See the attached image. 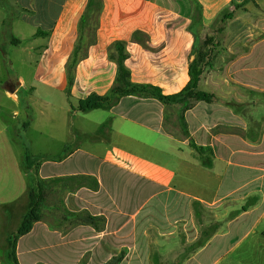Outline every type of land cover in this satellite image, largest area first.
I'll use <instances>...</instances> for the list:
<instances>
[{"label":"crops","instance_id":"1","mask_svg":"<svg viewBox=\"0 0 264 264\" xmlns=\"http://www.w3.org/2000/svg\"><path fill=\"white\" fill-rule=\"evenodd\" d=\"M90 2L0 0V109L10 104L11 115L23 118L16 125L0 118V155L9 150L8 142L15 143L12 133L21 127L52 139L58 124L59 137L90 140L87 145L95 151L89 156L99 160L97 172L55 174L45 171L49 162L41 166L45 179L85 175L97 184L64 199L67 218L72 207L79 210L77 227L55 226L57 215L51 213L19 239L17 257L32 238L40 248L26 255L78 247L82 264H104L120 247H161L168 253L175 247L180 260L186 248L211 247L238 235L232 245L240 246L264 219V0H97L96 12L89 13ZM219 18L223 52L216 60L222 66L202 71L199 64L196 91L211 98L192 101L182 114V134L168 128L166 105L156 99L130 95L110 109L77 110L91 95L111 96L118 84L117 44L124 47L131 85L156 88L165 97L183 93L191 81L190 66L199 61L197 49L214 32L199 35L212 31ZM218 43L214 39L212 47ZM16 49L25 55L17 66ZM25 65L28 74L21 70ZM8 85L16 86L14 93ZM79 119L93 121L95 130L76 126ZM130 187L146 193L145 204L165 196L160 200L165 213L151 208L141 219L140 210H127L131 195L124 190ZM170 194L176 197L173 220L166 216Z\"/></svg>","mask_w":264,"mask_h":264},{"label":"rangeland","instance_id":"2","mask_svg":"<svg viewBox=\"0 0 264 264\" xmlns=\"http://www.w3.org/2000/svg\"><path fill=\"white\" fill-rule=\"evenodd\" d=\"M222 20V18H219L212 31L208 33L202 32L199 35V38H202L203 35H211V33L214 32L213 37L206 36L208 41L205 45L203 44L205 47L201 45L197 49L198 64H201L202 71L210 69L211 67L222 66V63L218 64L216 60L219 54L223 52ZM216 38L219 43L215 44V47H212L214 46L213 41ZM13 56L15 57L14 60H16V66L25 58V55L20 49H16ZM21 70L23 73L28 74L29 69L27 65L23 66ZM1 76L3 77L4 75L2 74ZM128 87L125 79H123L119 82L117 90H119L118 92H124L129 89ZM137 91L141 98L156 99L163 102V104L166 105L165 115L168 117V128L180 134H182L183 131L185 132V128L183 129L181 124L182 114L190 109L192 101L195 99L190 95L189 91L183 93V95L173 101H162V99L158 98L155 91L152 90ZM12 108L10 104L1 106L0 118L2 123L6 122L8 125H14V122H16V124L23 122V118L15 119L11 115L10 112ZM64 115L63 112L60 117L63 118ZM82 123L89 128L90 133L95 130L93 128V121L79 119L76 126L79 127ZM53 128H57L55 131L56 133L53 134L55 137L51 139L50 136V139H48L43 138L39 132L33 129L27 132L26 129L21 127L20 131L12 133L15 143L13 142L14 144H10L8 142L7 148H9V150L0 155V264H14L10 257L11 246L8 238L18 232L24 216L29 212V193L31 191H41L44 197V202L40 207L41 220L48 219L50 214L54 213L57 215V219L55 223H53L55 226L63 229L66 224L70 223L75 228L80 221H82L79 216V210L72 207L73 211L71 213L73 216L67 218V214H69L68 212L70 211L65 209L64 199L68 194H75L82 186L93 188L97 184L94 177H86L85 175H76L72 177L56 176L52 179L40 177L41 166L47 162H49L50 165L48 167L46 165L47 168H45V171L48 169L55 174L75 171L81 172L84 168L97 172L96 167L99 160L96 161L92 155L89 156L90 154H94L92 152L95 151L90 149L87 145L90 143V140L79 135L76 137L70 135L62 139L59 137V125L56 124ZM97 132L98 131L92 134L94 138L97 137ZM8 139L12 140L11 136H9ZM65 142H69V145L66 149H62ZM78 148H82V150H78ZM77 150L78 153L68 162L59 164L61 160L66 159L71 153ZM27 153L28 160L26 159ZM152 158L157 161L160 160V157ZM11 180L13 181L12 183L10 182ZM28 186L29 190L26 197L24 190L26 191ZM124 191L131 195L127 203V210L130 212L140 210L142 216L140 215L139 218L142 219L145 213L151 210V208L158 212L165 213L163 205L160 204V200L163 202L165 196H158L145 204L147 195L143 193V191L138 192V189H134V187L127 188ZM199 191V189H196L197 195H200ZM205 191L206 196H208L210 192L207 190ZM202 196H204V194H202ZM175 198V194H170L168 197L169 204L166 216L171 220L174 219L176 214ZM73 203H75V200H73ZM90 220H92L90 222L95 223V218L90 217ZM263 230L264 219L262 224L259 225L240 246L233 247L235 245H232L233 240L241 238V235H238L235 239L232 238L230 242H223L221 244L215 243L212 244L211 247H200L197 245L195 247L186 248L180 260H177L175 247H172L169 253L162 251L161 247H120L113 259L104 264H122L123 261L127 259L130 260V264H179L178 262H180V264L181 262H187L186 264H264ZM37 244L38 243L33 238L28 243L23 244L19 247L18 251L21 256H18L17 259L25 260V262L41 261L44 264L48 261L56 264H82V262L78 263L77 259L79 255L78 247H71V250L68 249L67 251H64L63 248H56L26 255V252L30 251V249L40 248L34 247L37 246ZM125 264H127V262Z\"/></svg>","mask_w":264,"mask_h":264},{"label":"trees","instance_id":"3","mask_svg":"<svg viewBox=\"0 0 264 264\" xmlns=\"http://www.w3.org/2000/svg\"><path fill=\"white\" fill-rule=\"evenodd\" d=\"M97 8H98L97 0H91L90 6H89V13L96 12ZM85 28H86L85 21L83 19V22L81 23L80 29L83 32ZM140 37H141L140 33H135V35H134L135 40H140L141 39ZM116 47H117L118 54H119V59H118L119 75H118L117 82L119 84V82L121 80L125 79V82L129 86L128 87L129 89L127 91H124V92H118L119 90H117V86H118V84H117V86L113 89L111 96L99 97L96 95H91L87 99L81 100L79 102V105L77 107L78 111L86 113V112H90L92 110H97V109H110L114 104H116L121 99V97L130 96V95L139 96V92L137 90L155 91L158 98L162 99V101H173L176 98L183 95V93L189 91L190 95H192L196 100L209 102V100L211 98V96L209 94L196 91L197 85H198V82L200 81V76H201V70H199L198 62H194L190 66L191 81H190L187 89H185V91L179 95L165 97L156 88L149 87V86H144V87L133 86L128 82L130 74L125 69V67L123 66V61L125 59L124 47L122 44H117ZM80 48H81V45L79 47H77V49L75 51L73 63L77 60V56H78V52H79ZM194 147L197 150H202V149H199L196 145H194ZM26 159L28 160V153L26 155ZM29 200H30L29 212L27 215L24 216L20 229L18 230V232L16 234H14L12 237L8 238V241H9L10 246H11L10 257L13 260L14 264H19L18 259H17V243H18V240L21 237L29 234L33 228V225L41 220L40 207L42 206V204L44 202V197L42 195V192L41 191H31L29 193Z\"/></svg>","mask_w":264,"mask_h":264},{"label":"water","instance_id":"4","mask_svg":"<svg viewBox=\"0 0 264 264\" xmlns=\"http://www.w3.org/2000/svg\"><path fill=\"white\" fill-rule=\"evenodd\" d=\"M6 88H7V90H8L10 93H14L15 90H16V86H15V85H13V86H9V85H8Z\"/></svg>","mask_w":264,"mask_h":264}]
</instances>
